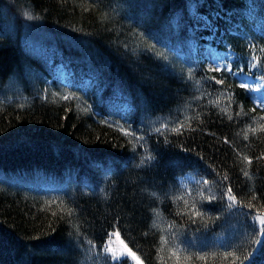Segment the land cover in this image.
Returning a JSON list of instances; mask_svg holds the SVG:
<instances>
[{
  "label": "trees",
  "instance_id": "16d2710c",
  "mask_svg": "<svg viewBox=\"0 0 264 264\" xmlns=\"http://www.w3.org/2000/svg\"><path fill=\"white\" fill-rule=\"evenodd\" d=\"M206 43L260 81L264 0H0V264H264L263 103Z\"/></svg>",
  "mask_w": 264,
  "mask_h": 264
},
{
  "label": "rangeland",
  "instance_id": "374dc122",
  "mask_svg": "<svg viewBox=\"0 0 264 264\" xmlns=\"http://www.w3.org/2000/svg\"><path fill=\"white\" fill-rule=\"evenodd\" d=\"M228 55H223L220 52H217L215 49L211 48L209 44L206 43V46L202 49L201 58L204 60L205 64L211 69H216L217 67L221 68L222 66L228 67L227 61ZM247 80L238 79L239 83H247L250 87H261V83L259 80L248 76ZM259 82V83H258ZM262 91L258 94H254L259 96V99L264 104V89L261 87ZM119 240H115L114 243L108 248L110 252L116 258L126 257L125 260H128L131 264H137V261L132 258V256L127 255L129 252L128 249L122 246Z\"/></svg>",
  "mask_w": 264,
  "mask_h": 264
},
{
  "label": "snow or ice",
  "instance_id": "6c2138e0",
  "mask_svg": "<svg viewBox=\"0 0 264 264\" xmlns=\"http://www.w3.org/2000/svg\"><path fill=\"white\" fill-rule=\"evenodd\" d=\"M225 67L227 68V66ZM251 67H256V65L252 64ZM215 70L223 72L225 69L217 67ZM227 70L232 72V74L235 75L238 79H244V80L248 79L247 75L243 73V68L238 67L235 71H232L230 68H227ZM260 81L264 82V76H261ZM221 82L222 81L220 80L216 81V83H221ZM240 86L245 88L247 91H249L252 94H258L262 91L261 87H250L247 83H242ZM65 98L67 99V97ZM254 98L259 99V96L254 95ZM261 106L264 107V104H262ZM157 131H160V129H157ZM250 162L251 161H249V163ZM224 179H227V177H225ZM203 183H207V181H203ZM221 198H226L228 201H231L233 205L236 203V197L232 195L231 187H228L226 192L221 193ZM211 202H212V198L208 200V203H211ZM256 222H258L261 227H264V218L257 216L256 221H254V226ZM261 243H264V241H262ZM127 255L132 256V258L137 261V264H141V262L139 261V258H137L135 254L132 253L130 250L127 253ZM112 259L115 260L116 264H121V261L123 259H126V257H121V258L113 257Z\"/></svg>",
  "mask_w": 264,
  "mask_h": 264
}]
</instances>
